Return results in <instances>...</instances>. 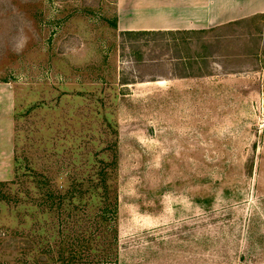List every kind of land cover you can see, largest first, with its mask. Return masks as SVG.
<instances>
[{
  "label": "rangeland",
  "instance_id": "374dc122",
  "mask_svg": "<svg viewBox=\"0 0 264 264\" xmlns=\"http://www.w3.org/2000/svg\"><path fill=\"white\" fill-rule=\"evenodd\" d=\"M113 3L0 0V264H264V18L190 35L179 78Z\"/></svg>",
  "mask_w": 264,
  "mask_h": 264
},
{
  "label": "crops",
  "instance_id": "0c3cea01",
  "mask_svg": "<svg viewBox=\"0 0 264 264\" xmlns=\"http://www.w3.org/2000/svg\"><path fill=\"white\" fill-rule=\"evenodd\" d=\"M119 31L204 30L264 14V0H114Z\"/></svg>",
  "mask_w": 264,
  "mask_h": 264
},
{
  "label": "trees",
  "instance_id": "16d2710c",
  "mask_svg": "<svg viewBox=\"0 0 264 264\" xmlns=\"http://www.w3.org/2000/svg\"><path fill=\"white\" fill-rule=\"evenodd\" d=\"M258 18H264V14H257V15H253L251 17H247V18H243L240 20H236L230 23H227L225 25H221L219 27H214V28H210V29H204V30H175V31H120V35L122 37H126L127 42H129L131 44V42L133 41V39L137 40L141 37H146V36H151V37H155L157 35H159L160 37H164L166 35H171V40L172 42H174V45L178 44L179 41H181L183 44L182 46V50L184 51V55H181V57H179L178 59H176L177 63H176V67L178 70H181L179 73L176 74L177 77L179 78H192L195 76H203V72H197L194 73L195 70L198 68V66L196 65V69L194 68V63H198L197 59H195L194 56H192L191 54L188 55L186 54V49L187 47H185V45L189 44L187 43V38L191 35H198L203 39V36L207 35L209 32L214 31L217 28H222V27H227V26H232V25H236V24H241L245 21L248 20H253V19H258ZM132 40V41H131ZM132 46V44H131ZM202 58V57H201ZM206 75V74H205ZM153 81V80H151ZM126 83V82H124ZM107 165L111 164V163H106ZM107 181V177L104 175L101 182H102V187H103V203H102V207H101V212H100V218L102 217V222L105 224V222L107 224H110L111 226H115L116 221H117V212H116V206H117V197L116 195H114L113 199H109L108 195V188L109 186H107L106 184ZM111 200V201H110ZM105 229H107L105 227ZM116 234V233H115ZM105 237H108L109 235H104ZM106 239V238H105ZM113 245L116 244V235L113 236V241H112ZM103 246H105V250H110L112 249V245L109 242H102ZM111 255L108 253H105V256L103 257L104 262H108V258Z\"/></svg>",
  "mask_w": 264,
  "mask_h": 264
}]
</instances>
